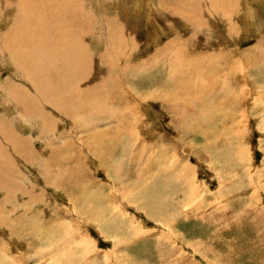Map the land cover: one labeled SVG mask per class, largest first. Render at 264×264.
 Returning <instances> with one entry per match:
<instances>
[{
    "label": "rangeland",
    "instance_id": "1",
    "mask_svg": "<svg viewBox=\"0 0 264 264\" xmlns=\"http://www.w3.org/2000/svg\"><path fill=\"white\" fill-rule=\"evenodd\" d=\"M152 1L0 0V264H264V0Z\"/></svg>",
    "mask_w": 264,
    "mask_h": 264
},
{
    "label": "bare ground",
    "instance_id": "2",
    "mask_svg": "<svg viewBox=\"0 0 264 264\" xmlns=\"http://www.w3.org/2000/svg\"><path fill=\"white\" fill-rule=\"evenodd\" d=\"M154 1H155V0H154ZM154 1H152L153 4H154ZM184 1H185V0H184ZM187 1H189V0H187ZM192 1H193V0H192ZM192 1H189V2H192ZM243 1H244V0H243ZM244 4H246V3H244ZM186 6H187V5H186ZM154 7H155V6H154ZM190 8H191V7H190ZM152 9H153V8H152ZM156 9H157V8H156ZM156 9H155V11H160V9H157V10H156ZM185 10H186V9H185ZM186 11H187V10H186ZM245 11H246V10H245ZM188 12H189V11H188ZM186 13H187V12H186ZM205 14H206V13H205ZM222 17H223V16H222ZM107 18H108V17H107ZM187 18H188V17H187ZM37 19H38V18H37ZM227 19H228V18H227ZM212 20H213V19H212ZM106 22H107V21H106ZM228 24H229V23H228ZM203 25H204V24H203ZM227 27H228V26H227ZM229 27H230V26H229ZM98 29H99V28H98ZM98 32H99V31H98ZM101 32H102V31H101ZM101 32H100V33H101ZM225 32H226V31H225ZM177 35H178V34H177ZM99 36H101V35H99ZM175 37H176V36H175ZM99 38H100V37H99ZM101 38H102V37H101ZM172 39H173V38H172ZM51 40H52V39H51ZM51 40H50V41H51ZM173 40H175V38H174ZM178 41H179V40H178ZM100 42H102V41H100ZM180 43H181V41H180ZM169 44H170V43H169ZM174 45H175V44H174ZM180 45H181V44H180ZM175 46H176V45H175ZM41 47H42V46H41ZM51 47H52V46H51ZM181 47H182V46H181ZM53 48H54V47H53ZM41 49H42V48H41ZM42 50H44V47H43ZM55 50H56V49H55ZM43 56H44V55H43ZM43 56H42V57H43ZM233 56H234V55H233ZM102 57H103V56H102ZM108 57H109V56H108ZM44 58H45V57H44ZM106 58H107V57H106ZM87 59H88V58H87ZM229 59H233V58H229ZM84 61H85V60H84ZM64 63H65V62H64ZM81 64H82V63H81ZM26 65H27V63H26ZM26 65H25V66H26ZM65 65H67V64L65 63ZM86 65H87V64H86ZM23 66H24V64H23ZM51 69H52V68H51ZM79 69H80V68H79ZM108 70H109V69H108ZM177 72H178V71H177ZM175 74H176V73H175ZM110 75H111V74H110ZM172 75H173V74H172ZM172 75H171V76H172ZM28 77H29V76H28ZM41 77H43V76H41ZM172 77H173V76H172ZM43 79H44V78H43ZM46 79H47V78H46ZM64 79H65V78H64ZM35 81H37V80H35ZM35 81H34V82H35ZM38 81H39V80H38ZM66 81H67V80H66ZM76 81H77V79H76ZM41 82H42V81H41ZM29 83H30V82H29ZM43 83H44V82H43ZM57 83H58V82H57ZM80 83H81V82H80ZM205 83H206V82H205ZM31 84H32V83H31ZM34 84L36 85L37 83L35 82ZM206 84H207V83H206ZM4 85H5V84H4ZM41 85H42V84H41ZM48 85H51V84H48ZM48 85H45V87L48 86ZM36 86H40V85H36ZM43 86H44V85H43ZM40 87H41V86H40ZM67 87H68V86H67ZM38 88H39V87H38ZM47 88H48V87H47ZM75 88H76V87H75ZM41 89H43V88H41ZM41 89H40V90H41ZM0 91H1V90H0ZM93 91H94V90H93ZM39 92H40V91H39ZM43 92H44V94L46 93L45 91H43ZM47 92H48V93H49V92L51 93V90H50V91H47ZM41 93H42V92H41ZM25 94H26V93H25ZM25 94H24V95H25ZM27 94H28V93H27ZM39 94H40V93H39ZM11 95H12V94H11ZM17 95H18V94H17ZM22 95H23V94H22ZM45 95H47V93H46ZM45 95H44V97H45ZM49 95H51V94H48V96H46V97H47V98H48V97L51 98V96H49ZM52 95H53V94H52ZM16 97H17V96H16ZM19 97H20V96H19ZM19 97H18L17 99H19ZM26 98L28 99L29 97L27 96V97H25L24 99H26ZM11 99H13V98H11ZM11 99H10V100H11ZM17 99H16V100H17ZM21 99H22V98H21ZM29 99H30V98H29ZM3 100H4V99H3ZM16 100H15V101H16ZM17 101H19V100H17ZM28 101H29V100H28ZM61 101H62V99H61ZM61 101H60V102H61ZM21 102H22V100H21ZM25 102H27V101L25 100ZM82 102H83V101H82ZM22 103H23V102H22ZM15 104H16V103H15ZM86 104H87V103H86ZM5 105H6V104H5ZM12 107H14V105H13ZM14 108H15V107H14ZM15 109H16V108H15ZM67 109H68V108H67ZM71 109H73V108H71ZM84 109H85V108H84ZM27 110H28V109H27ZM84 111H85V110H84ZM17 113H18V112H17ZM23 113H24V112H23ZM23 113H22V114H23ZM26 113H28V112H26ZM70 113H71V112H70ZM80 113H81V112H80ZM29 114L32 115L31 111L29 112ZM66 114H67V113H66ZM74 114H75V113H74ZM69 115H70V114H69ZM27 116H28V115H27ZM24 118H25V116H24ZM4 137H5V136H4ZM15 149H16V150H18V149L20 150V146H19L18 142H17V144H16V146H15ZM4 151H5V150H4ZM1 155H2V154H1ZM1 157H5V156H1ZM5 160H6V159H5ZM0 162H2V161H0ZM7 163H8V162H7V160H6V162H4V164H7ZM4 164H3V165H4ZM1 166H2V165H1ZM1 168H4V167H1ZM5 168H6V167H5ZM5 168H4V169H5ZM10 169H12V168H10ZM0 170H1V169H0ZM6 170H7V169H6ZM15 170H16V169H15ZM1 172H5V170H3V171L1 170ZM1 172H0V173H1ZM6 172H7V171H6ZM70 172H71V171H70ZM71 173H72V172H71ZM0 177H2V176L0 175ZM4 178H5V177H4ZM191 178H192V177H191ZM193 180H194V178H193ZM60 181H61V180H60ZM1 184H3V182L0 180V185H1ZM55 184H57V183H55ZM57 185H58V184H57ZM61 186H62V185H61ZM195 188H196V187H195ZM199 190H200V189H199ZM186 206H187V205H186Z\"/></svg>",
    "mask_w": 264,
    "mask_h": 264
}]
</instances>
